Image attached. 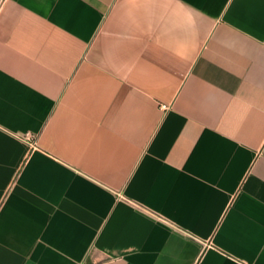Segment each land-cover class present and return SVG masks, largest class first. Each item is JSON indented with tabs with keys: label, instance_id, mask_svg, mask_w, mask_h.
<instances>
[{
	"label": "crops",
	"instance_id": "0c3cea01",
	"mask_svg": "<svg viewBox=\"0 0 264 264\" xmlns=\"http://www.w3.org/2000/svg\"><path fill=\"white\" fill-rule=\"evenodd\" d=\"M0 264H264V0H0Z\"/></svg>",
	"mask_w": 264,
	"mask_h": 264
}]
</instances>
